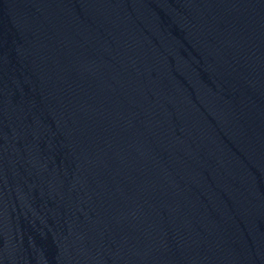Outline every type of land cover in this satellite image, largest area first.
<instances>
[{
	"label": "water",
	"instance_id": "1",
	"mask_svg": "<svg viewBox=\"0 0 264 264\" xmlns=\"http://www.w3.org/2000/svg\"><path fill=\"white\" fill-rule=\"evenodd\" d=\"M0 264H264V0H0Z\"/></svg>",
	"mask_w": 264,
	"mask_h": 264
}]
</instances>
